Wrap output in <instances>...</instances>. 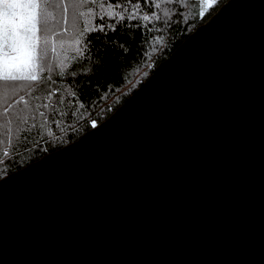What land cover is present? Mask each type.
<instances>
[{"label": "water", "instance_id": "1", "mask_svg": "<svg viewBox=\"0 0 264 264\" xmlns=\"http://www.w3.org/2000/svg\"><path fill=\"white\" fill-rule=\"evenodd\" d=\"M0 264H264V0H227L103 122L0 180Z\"/></svg>", "mask_w": 264, "mask_h": 264}, {"label": "trees", "instance_id": "2", "mask_svg": "<svg viewBox=\"0 0 264 264\" xmlns=\"http://www.w3.org/2000/svg\"><path fill=\"white\" fill-rule=\"evenodd\" d=\"M189 1L188 9L181 2L171 6L165 5L172 7L171 17L164 16L160 9L158 11L153 5L152 10L164 16L159 21L153 16L149 27L143 29L135 27L129 29L121 23L116 32L108 29L107 35L84 31L83 35L76 36L71 0H65V3L69 4L67 23L64 22L61 9L54 10L49 7L48 18L51 19L47 18V23L53 31L47 44L37 33L38 47L33 55V69L25 76L31 74L37 75L38 78L44 76L37 70L38 61L35 57L41 52L46 54L47 62L53 65L52 76L60 77L54 84L49 82L47 87L57 92L58 98L65 101L59 105L60 112L71 113V116L57 114L55 125L51 120L45 122V118L40 117L38 111L32 107L40 101L27 97V88L31 82L27 80L11 82L18 89H24L20 94L30 100V106L24 114L30 117L34 115L35 119H29L26 125L14 119L10 137L3 128H0V140L4 141L0 144V180L73 143L106 120L148 78L160 62L227 0H220L219 4L205 14L199 12L195 0ZM87 7L85 6L83 10L86 11ZM92 7L99 11V3ZM104 11L108 12L110 9L105 8ZM143 14H149L147 6H142L139 15ZM95 22L96 15L93 14L80 18V23H77L76 27L92 28ZM138 22L148 23L142 20ZM104 23L111 22L106 19ZM64 29L67 31L64 32ZM90 35L96 36L94 41L89 39ZM77 40L78 45L75 43ZM4 85L5 81L0 80V93L4 91ZM4 99L5 97L0 94V113L3 112ZM55 100L56 97L53 98V103ZM21 108L23 105H16L13 113L19 112ZM39 111H44L48 116L52 111L51 105L48 109L41 108ZM9 115L11 117L12 113ZM5 119L0 116V124H4ZM33 124L37 127L33 128ZM5 152L8 155H5Z\"/></svg>", "mask_w": 264, "mask_h": 264}, {"label": "snow or ice", "instance_id": "3", "mask_svg": "<svg viewBox=\"0 0 264 264\" xmlns=\"http://www.w3.org/2000/svg\"><path fill=\"white\" fill-rule=\"evenodd\" d=\"M176 2L177 0H71L74 19L73 28L76 36L83 35L84 31H88L90 34L99 35L103 33L107 35L108 29L116 32L121 23L129 29L133 27L136 29L147 28L152 22L153 16L156 21L161 18V13L152 10L153 5L155 9H161L162 4L175 5ZM98 3L99 11L92 7V5ZM85 6H88L86 11L83 10ZM142 6L148 7L149 14L139 15ZM49 7L54 10L56 8L61 9L64 22L67 23L69 4L65 3V0H0V57L8 61L6 68L19 58V53L22 50L35 51L37 49V33L40 34V37L47 44L50 33L53 31L47 23ZM105 8L110 9V11L105 12ZM93 14L96 15V22L92 28H87L86 26L76 27V24L80 23V18ZM163 15L168 16L169 12L165 11ZM106 19L111 23H104ZM140 20L148 23L141 24L138 22ZM130 21H135L136 23L130 24ZM63 31L66 32L67 29ZM95 38V35H90L89 37L93 41ZM100 42L102 43L103 41L101 40ZM75 43L78 45L79 41L77 40ZM87 44L88 40L85 41V45ZM35 59L38 61L36 64L37 70L44 74L41 78H38L35 74L19 76L15 72L10 71H6L4 75L0 76V80L5 81L4 91L0 93L5 97L3 112L0 113V116L6 118L5 123L0 124V128H3L9 137L13 132L12 124L14 119L25 125L28 124L29 119H35L34 115L30 117L24 114L30 106V100L25 95L20 94L24 89H18L11 82L19 80L31 82L27 88V97L40 101V103L32 105V107L38 111L40 117L45 118V122L51 120L55 125L57 114L71 116V113L60 112L59 105L65 103V101L58 98L57 92L47 87L49 82L54 84L60 78L59 76H52L53 65L47 62L46 54L42 52ZM72 71L74 72V69ZM42 93H46V95L42 96ZM72 95L75 96V93ZM54 97H56L55 103H53ZM16 105H23V108L19 112L13 113ZM50 105L52 109L50 115L46 116L44 111H39L41 108L48 109ZM10 113H12L11 117ZM32 127L35 128L37 126L33 124ZM3 143L4 141L0 140V144ZM5 155H8V153L5 152Z\"/></svg>", "mask_w": 264, "mask_h": 264}, {"label": "rangeland", "instance_id": "4", "mask_svg": "<svg viewBox=\"0 0 264 264\" xmlns=\"http://www.w3.org/2000/svg\"><path fill=\"white\" fill-rule=\"evenodd\" d=\"M198 3L199 12L201 14H205L206 11L212 9L217 3L219 4L220 0H195ZM220 1V2H219ZM182 3L186 9L189 7V0H177L176 3ZM172 4H170L171 6ZM172 7H167L164 4L161 5L160 11L163 13L165 11L169 12L168 17H171V10ZM159 11V9H158ZM187 16H189L187 14ZM164 16H161V19ZM51 19V18H48ZM33 55L34 51H25L22 50L19 53V58L12 62L11 66L6 68V65H8V61L4 60L2 57H0V76L4 75L6 71L15 72L19 76H25L27 75L31 69H33Z\"/></svg>", "mask_w": 264, "mask_h": 264}]
</instances>
